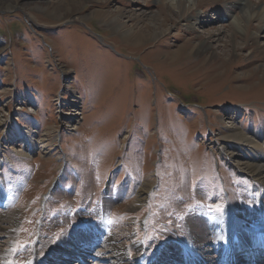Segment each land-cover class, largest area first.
<instances>
[{
	"label": "rangeland",
	"instance_id": "1",
	"mask_svg": "<svg viewBox=\"0 0 264 264\" xmlns=\"http://www.w3.org/2000/svg\"><path fill=\"white\" fill-rule=\"evenodd\" d=\"M165 1L0 0V264H196L204 239L243 264L223 223L264 235V185L219 150L221 115L264 148V28L232 31L244 0H192V30ZM212 32L239 54H193Z\"/></svg>",
	"mask_w": 264,
	"mask_h": 264
},
{
	"label": "bare ground",
	"instance_id": "2",
	"mask_svg": "<svg viewBox=\"0 0 264 264\" xmlns=\"http://www.w3.org/2000/svg\"><path fill=\"white\" fill-rule=\"evenodd\" d=\"M187 1L189 3H186L187 5H185V2H187ZM191 1L192 0H166L165 3L167 2L166 3V4H168L167 6H169L171 9L173 8L174 11H176V12L179 11L178 13L180 16L184 15L183 17L186 18V22L182 23V24H184L182 26H185L186 28H189V29L191 28V30H192L193 28H195V25L198 23V20H196V15L192 14L193 13V9H192L193 5H191ZM225 1L228 2V0H225ZM232 2H233V0H232ZM232 2H231V4H233ZM243 4H245V7L241 11H239L238 13L236 12V14L233 16L232 23H231L232 31L234 33L245 34L246 26L252 20H256L258 22L260 29L264 28V6L260 5V4L258 5V3L254 2L253 0H244ZM7 8H11V6L10 7L8 6ZM184 8H187V10L184 11ZM181 10H183V11L180 12ZM185 14H187V16ZM188 14H189V16H188ZM117 21L118 20L115 17L110 21L113 27L118 28L120 25H122L123 21H120V22H117ZM120 29H121L122 33L129 34L128 33V31L130 30L129 27H127V28L126 27L125 28L120 27ZM217 31H219V30H217ZM258 34H259V30H257V31L253 30L250 34H248L249 35L248 37L250 39V42L248 44H251V47L247 50V52L244 56L245 59H247L248 56L252 57V54L255 56H261V57L264 55V44L257 43ZM215 43H216V46L214 45ZM239 45H240V43L235 40V37L233 34H230L228 38L227 37L224 38V37H222V35H220V32H217V33L212 32V33H209L206 38H204V36H203L202 39L200 41H198V43L195 45L196 47H195L194 52H193V50H192V52H193V54H197V55L203 53L205 56V60L209 61V63L212 62V65H213V64H215V62H217L216 60H218L217 58H219V57H222V59H224L227 62L233 56L238 55L239 53H237V51H238ZM203 51H205L206 53H204ZM188 53H190V52H188ZM255 56H254V58H255ZM261 65H256L250 71L254 72V73L261 72L263 69L260 67ZM263 66H264V64H263ZM243 73H245V72H243ZM262 79H263V77H262ZM239 87L240 88H247L248 86H247V84H244V86H239ZM238 110L240 111V108L238 109L237 107H233L231 105L228 107L227 112L229 113V116H236L237 114H238L237 116H239L240 114L244 115V113H243L244 111L239 113ZM231 111H233V113L230 114ZM219 118L221 121H223V123H225L224 126H227V128H230V130H231L230 133L225 134V135L221 136L220 138L223 137V140L225 139V140H228L231 143H233V145H231L230 150L225 149V147H227V146L225 144L220 143L221 145L219 146V150L224 152V153L226 152V154H225V155H227L226 157L229 159V161H231L233 163V165H235L237 167V169L242 170V171L250 174L256 180L260 181L262 185H264V148L262 146L263 143L261 141L257 140L258 138L255 139L253 133L249 134L247 132H244L241 129V127L240 128L237 127V125L232 120L229 122L224 120V118H226V116L221 115V116H219ZM227 118H228V116H227ZM223 133H225V132H223ZM41 138H43V137H41ZM43 145L45 146L46 144L43 143ZM246 146H247V148H252L251 159H249V160L242 158V157H239V155L237 154V153H239L238 152L239 149H241V151L243 152L246 149ZM232 147L235 148V150H233ZM149 186H150L149 181H145L144 183L141 184L139 191H137L138 194H137L136 200L138 202H140L141 200H144V198H145L144 195H145L147 189L149 188ZM2 215L0 216V218L4 219V216H2ZM6 216H7V214H6ZM220 222H221V220H220ZM223 227H224L226 233L230 235V239H229L230 244L226 245L227 249L235 250L236 247L238 249L240 247L246 248V253H248L249 256H247V255L243 256L244 257L243 260L246 261L243 264H247V262H248V264H257V262H260L259 264H264V261L262 259L263 254H261V255L256 254V251H258V249L264 248V235H257V233L250 232V231H248L246 226H244L242 224L240 225L238 223H234V224L223 223ZM9 231H10L9 233L12 234L11 233L12 230H9ZM249 238H252V239L250 240ZM203 241H202L203 242L202 246H199V244L196 245L199 247V249L197 250L198 257L196 255V258H194L193 261L196 264H215L211 261L210 255L207 252L209 249V247L206 245L207 241L205 239ZM112 244H113V242H112ZM117 246H118V244H117ZM115 252H117V251H115ZM3 253H4V257H7L9 254L7 250H5V252H3ZM2 257H3V254H2ZM245 258H247L248 261ZM254 258H255V263L253 261ZM116 260H117V258H116ZM185 263L193 264V262L188 261L187 258H185ZM120 264H125V262H120Z\"/></svg>",
	"mask_w": 264,
	"mask_h": 264
},
{
	"label": "snow or ice",
	"instance_id": "3",
	"mask_svg": "<svg viewBox=\"0 0 264 264\" xmlns=\"http://www.w3.org/2000/svg\"><path fill=\"white\" fill-rule=\"evenodd\" d=\"M24 264H30V262H24Z\"/></svg>",
	"mask_w": 264,
	"mask_h": 264
}]
</instances>
